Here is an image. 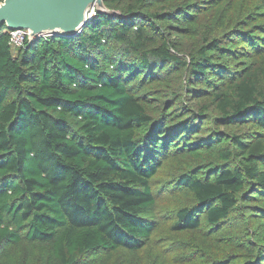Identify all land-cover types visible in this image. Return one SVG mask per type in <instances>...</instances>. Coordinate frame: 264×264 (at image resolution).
Here are the masks:
<instances>
[{
  "label": "trees",
  "instance_id": "obj_1",
  "mask_svg": "<svg viewBox=\"0 0 264 264\" xmlns=\"http://www.w3.org/2000/svg\"><path fill=\"white\" fill-rule=\"evenodd\" d=\"M103 1L73 36L13 49L0 27V248L47 243L50 264L140 251L165 167L193 201L172 231L213 229L239 203L264 221V0L236 1L200 46L181 22L205 2Z\"/></svg>",
  "mask_w": 264,
  "mask_h": 264
},
{
  "label": "rangeland",
  "instance_id": "obj_2",
  "mask_svg": "<svg viewBox=\"0 0 264 264\" xmlns=\"http://www.w3.org/2000/svg\"><path fill=\"white\" fill-rule=\"evenodd\" d=\"M84 1L87 3L84 8L87 9L85 11L87 17L93 11L95 14L97 8H103L105 5L103 0ZM172 1L179 2L181 0ZM190 1H194L197 6L201 2H205L208 7L200 12V15L198 12H193L191 14L195 15L190 14L188 20L184 19L181 22V25L187 28L186 32L189 38L195 41L196 46L202 45L205 37L218 35L232 26V24L222 23L220 16L223 12L226 14L236 13V1L249 2V0H234L231 7L223 6L222 9L217 4L218 0ZM256 12L258 14L259 9H256ZM226 38L223 40L226 41ZM223 44L226 45V43ZM227 45L232 44L227 43ZM243 48L242 44L238 51L244 52ZM240 55L241 53L238 52L236 57L240 61L237 64H241L247 59L244 55ZM222 60H228L231 64L235 62L233 53L228 57H222ZM171 174L165 167L160 169L151 180L155 195V222L149 240L140 251L99 250L93 254L77 256L73 264H226V262H231L230 264H264L262 258L264 255V221L258 220L254 212L242 203L231 210L226 222L213 229L206 227L203 230L189 233L172 231L171 224L175 211L179 207L192 205L193 201L174 184L173 179L176 174L173 178ZM50 252L47 243L27 241L18 245L5 243L0 248V264L8 261L9 264L15 261V264H50Z\"/></svg>",
  "mask_w": 264,
  "mask_h": 264
},
{
  "label": "water",
  "instance_id": "obj_3",
  "mask_svg": "<svg viewBox=\"0 0 264 264\" xmlns=\"http://www.w3.org/2000/svg\"><path fill=\"white\" fill-rule=\"evenodd\" d=\"M86 4L84 0H2L0 27L26 29L28 41L56 34L73 36L90 17L86 16ZM96 11L108 12L105 5Z\"/></svg>",
  "mask_w": 264,
  "mask_h": 264
},
{
  "label": "built area",
  "instance_id": "obj_4",
  "mask_svg": "<svg viewBox=\"0 0 264 264\" xmlns=\"http://www.w3.org/2000/svg\"><path fill=\"white\" fill-rule=\"evenodd\" d=\"M27 35H28V30L26 29L11 30L9 31L8 42L13 49H18L22 47Z\"/></svg>",
  "mask_w": 264,
  "mask_h": 264
},
{
  "label": "clouds",
  "instance_id": "obj_5",
  "mask_svg": "<svg viewBox=\"0 0 264 264\" xmlns=\"http://www.w3.org/2000/svg\"><path fill=\"white\" fill-rule=\"evenodd\" d=\"M94 15V11L92 12V13H90V17H92ZM89 17V18H90ZM9 31H11V30H9ZM27 38V37H26Z\"/></svg>",
  "mask_w": 264,
  "mask_h": 264
}]
</instances>
